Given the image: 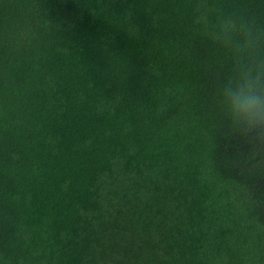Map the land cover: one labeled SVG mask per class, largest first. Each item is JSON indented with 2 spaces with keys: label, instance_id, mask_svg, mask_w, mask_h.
Returning a JSON list of instances; mask_svg holds the SVG:
<instances>
[{
  "label": "trees",
  "instance_id": "1",
  "mask_svg": "<svg viewBox=\"0 0 264 264\" xmlns=\"http://www.w3.org/2000/svg\"><path fill=\"white\" fill-rule=\"evenodd\" d=\"M209 9L264 24V0H0V264H264Z\"/></svg>",
  "mask_w": 264,
  "mask_h": 264
},
{
  "label": "clouds",
  "instance_id": "2",
  "mask_svg": "<svg viewBox=\"0 0 264 264\" xmlns=\"http://www.w3.org/2000/svg\"><path fill=\"white\" fill-rule=\"evenodd\" d=\"M197 23L230 62L214 88L230 127L247 142L249 162H264V24L235 10L209 9Z\"/></svg>",
  "mask_w": 264,
  "mask_h": 264
}]
</instances>
